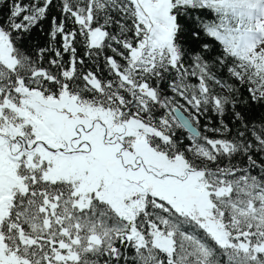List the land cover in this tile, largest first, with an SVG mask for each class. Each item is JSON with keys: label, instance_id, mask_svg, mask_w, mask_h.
Masks as SVG:
<instances>
[{"label": "snow or ice", "instance_id": "obj_1", "mask_svg": "<svg viewBox=\"0 0 264 264\" xmlns=\"http://www.w3.org/2000/svg\"><path fill=\"white\" fill-rule=\"evenodd\" d=\"M0 264H264V0H0Z\"/></svg>", "mask_w": 264, "mask_h": 264}]
</instances>
